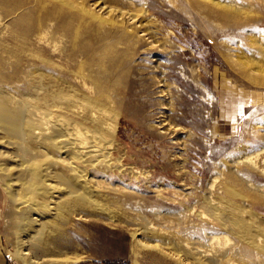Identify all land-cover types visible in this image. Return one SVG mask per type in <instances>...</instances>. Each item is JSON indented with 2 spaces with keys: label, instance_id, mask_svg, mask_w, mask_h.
Returning <instances> with one entry per match:
<instances>
[{
  "label": "bare ground",
  "instance_id": "1",
  "mask_svg": "<svg viewBox=\"0 0 264 264\" xmlns=\"http://www.w3.org/2000/svg\"><path fill=\"white\" fill-rule=\"evenodd\" d=\"M197 1L233 24L253 5ZM144 3L0 0V188L8 200L3 216L22 264L46 260L40 252L47 235L72 214L115 215L118 207L110 208L109 201L119 204L114 195L132 188L113 184L110 176L147 177L125 162L118 138L123 103L116 92L126 80L120 43L134 33L157 46ZM258 50L264 56L261 43ZM239 63L244 76L264 83L263 58L244 56ZM237 155L221 158L222 167L192 203L180 200L179 230L148 223L133 230L138 250L155 247L179 264H264V181L254 179L264 177V140Z\"/></svg>",
  "mask_w": 264,
  "mask_h": 264
},
{
  "label": "rangeland",
  "instance_id": "2",
  "mask_svg": "<svg viewBox=\"0 0 264 264\" xmlns=\"http://www.w3.org/2000/svg\"><path fill=\"white\" fill-rule=\"evenodd\" d=\"M133 1L137 7L146 1L157 46L150 47L148 39L134 33L119 45L125 52L126 80L116 90L124 111L118 138L125 162L147 177L110 176L113 184L132 188L128 195H114L119 204L109 201L110 208L118 207L115 215L72 214L47 235L46 249L40 252L47 259L35 264H179L155 247L138 250L132 231L144 223L179 230L176 216L184 210L180 200H195L194 194L222 167L221 158L263 144L264 83L244 76L239 62L244 56L264 59L258 50L260 43L264 46V0H237L253 5L234 24L197 0ZM120 2L127 5L129 0ZM263 178L254 176L257 181ZM7 203L0 188V257L5 264H22L3 216ZM147 236L139 235L151 241Z\"/></svg>",
  "mask_w": 264,
  "mask_h": 264
},
{
  "label": "crops",
  "instance_id": "3",
  "mask_svg": "<svg viewBox=\"0 0 264 264\" xmlns=\"http://www.w3.org/2000/svg\"><path fill=\"white\" fill-rule=\"evenodd\" d=\"M0 264H5V262H4L2 257H0Z\"/></svg>",
  "mask_w": 264,
  "mask_h": 264
}]
</instances>
